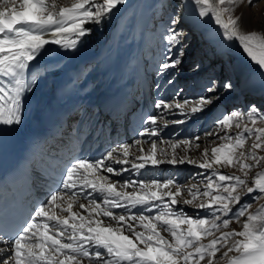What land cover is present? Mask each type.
<instances>
[{"label":"snow or ice","instance_id":"obj_1","mask_svg":"<svg viewBox=\"0 0 264 264\" xmlns=\"http://www.w3.org/2000/svg\"><path fill=\"white\" fill-rule=\"evenodd\" d=\"M191 3L199 18L213 20L223 37L237 42L264 72V30L244 29L243 13H236L243 4L254 7L253 0ZM125 4L126 0H71L70 4L59 0H0V131L4 126L22 124L24 94L36 82L34 78L26 82L25 73L47 50L46 45L76 49L80 38L91 32L86 25H100ZM178 4L186 6L185 0H178ZM187 35L178 8L162 24L163 52L156 71L169 85L174 83L172 70H180ZM192 71L199 72L200 64ZM161 87L157 83V89ZM232 90L230 79L220 84L210 78L202 94L191 100L180 97V92L169 100L160 97L154 104L157 114L144 119L139 135L157 137L158 122L164 127L183 124ZM175 112L184 119H164L165 113ZM258 122H264V112L255 103L244 111L222 114L214 121L215 130L204 137H214L212 144L221 142L210 149L205 146L200 159L175 154L181 146L200 148L196 142L199 136L171 142V157L163 150L157 156L156 140L140 139L134 142L136 146L151 143L147 153L142 147H137L138 154L132 153V145L120 143L98 158L75 157L46 199L19 224L8 246L0 247V264H219L221 260L224 264H264V206L255 212L249 211V202L235 207L245 195L257 193L253 201L264 198V171L257 172L251 184L247 179L250 169L264 163V155L258 154L264 152V127H257ZM233 127L239 131L232 133ZM249 139L253 142L245 150ZM163 163H187L211 175L201 181L202 191L196 184L185 187L174 178H143V170ZM237 165L243 178L220 171ZM124 173L141 178L124 179ZM178 204L203 210L204 215H189L176 208ZM233 220L241 223V230H226ZM204 238H209L207 243L202 242Z\"/></svg>","mask_w":264,"mask_h":264},{"label":"bare ground","instance_id":"obj_2","mask_svg":"<svg viewBox=\"0 0 264 264\" xmlns=\"http://www.w3.org/2000/svg\"><path fill=\"white\" fill-rule=\"evenodd\" d=\"M259 1L260 5H255ZM59 2L70 4L71 0H59ZM185 3L186 6L181 7L178 0H126L125 5L119 6V11H114L100 25H86L91 29V32L80 38L76 49H63L55 44L46 45L47 50L32 62L29 70L25 73L26 82H30L33 78L36 81L27 91L29 95L35 94L39 99L35 114L40 116L58 107L63 108L76 104L81 108V115L76 116V119H91L93 114L91 110L89 111L91 105L106 102L108 101L107 97L112 96L110 101L122 102L124 100L126 102L128 114L125 109L121 114L115 113V111L112 115L101 113V116L104 117L101 124L105 123L107 126L104 130L89 132L95 142L100 141L96 150L105 146L112 148L120 143H128L132 145L130 152L138 154L137 147H142L147 153L151 148V143L136 146L134 142L137 139L156 140L157 156L160 157L161 150H163L171 157L174 154L171 142L191 140L197 137L200 130H206L214 124V121L219 117L216 115L218 109L224 108L230 112L241 102V107L238 109L244 111L251 101L264 112V96L260 95L264 72L247 57L237 42L227 41L223 37L222 30L215 25L213 20L199 18L191 0H185ZM253 4L255 5L254 10L250 9L252 5L243 4L236 9V13H243L242 25L244 29L264 30V0H253ZM142 6H144L143 13L141 12ZM160 8L168 14L179 8L184 16V31L188 35L184 39L185 54L180 70H172L174 83L169 85L162 80L159 82L162 85L159 90L156 85V88L150 91L152 82L160 79L156 75V71L163 52V43L161 36L149 41L148 26L154 13H159ZM238 57L243 58L252 71L249 73L250 79L247 81L245 91L241 90L244 78L236 77L237 73L227 65L228 62L233 64ZM197 61L200 64V71L188 72ZM177 72H183V76L178 77ZM210 78H215L220 84L224 80L230 79L235 87L232 91L223 94L221 99L209 110L187 119L185 123H169L164 127L162 122H158L160 132L157 137H141L139 135L145 126L144 119L150 114H157L158 110L154 107L157 99L163 97L165 100H169L175 93L180 92V97H187L191 100L202 94L204 86ZM188 84L195 88L182 92L183 87ZM241 92H243L242 95H240ZM164 119L171 121L184 119V117L179 112H175L165 113ZM199 123H201L198 127L199 130L194 132L195 126ZM263 123L258 122L256 126L260 127V124ZM80 124L81 121L77 127ZM103 131L104 133H102ZM230 131L235 133L239 130L233 127ZM74 135L78 138L77 132ZM220 135H224V133H220ZM213 138L210 137V139ZM85 144L86 139L81 142L82 146ZM204 147L203 145V149ZM45 148L53 154L58 152L67 154L69 151L68 146L61 148L55 143H48ZM202 151L201 148L189 145L178 147L175 154L183 156L187 153L190 158L200 159ZM42 161L41 158L38 159L37 163L40 165L34 169L33 177L36 190H42L40 198L44 200L46 199L44 183L47 182V179L44 173L45 164L41 163ZM115 167H119V165ZM192 169L195 170L194 175L191 174L194 171ZM175 171L177 174H182L176 179L177 182L185 187L196 184L201 191L203 190L201 181L210 172L203 173L198 167L187 163L175 166L163 163L156 168L143 170V178L166 179L172 177V172ZM197 173H201V175H197ZM186 174H189V180L183 182L181 179H184ZM113 178L120 179V177ZM123 178L138 179L141 177L134 173H124ZM182 195L187 196V193H182ZM242 200H244V196ZM82 202L86 203L87 201ZM197 202H199V198ZM175 207L183 208L189 215L204 214L203 210L195 209L189 205L178 204ZM74 210L87 214L81 209ZM244 219L246 218H241V220ZM236 227L241 229V223L237 221ZM162 234L168 238L167 233ZM8 244L1 243L0 247H7ZM85 264H87L86 261Z\"/></svg>","mask_w":264,"mask_h":264},{"label":"rangeland","instance_id":"obj_3","mask_svg":"<svg viewBox=\"0 0 264 264\" xmlns=\"http://www.w3.org/2000/svg\"><path fill=\"white\" fill-rule=\"evenodd\" d=\"M255 5H260V1L259 2H256V4ZM143 8L141 9V12L143 13L144 12V6H142ZM254 8H255V6L253 7V6H250V9H253L254 10ZM168 13L165 11V10H163L162 8H160V12L159 13H157V12H155L154 13V17L151 19V22H150V25L148 26V39H149V41H152V40H154V39H156V37H158V36H161V31H162V24L166 21V19H167V17H168ZM202 31V30H201ZM200 31V32H201ZM203 32V31H202ZM159 39V38H158ZM197 63H199V61H197L196 62V64ZM204 65V64H203ZM228 68H230V69H233L234 70V72L235 73H237V76L236 77H239V78H241V79H243L244 78V81H243V86L241 87V90H244L245 91V89L247 88V81H249V79H250V72H252L251 71V69H250V67L248 66V64L246 63V61L242 58H237V60H235V62L233 63V64H231V63H229L228 62ZM193 68V67H192ZM192 68L190 69V71H188V72H193L192 71ZM177 75H178V77H182L183 76V72H177ZM233 80V79H232ZM160 81H162L161 79H159V80H155L154 82H152V84L150 85V90L151 91H153L154 90V88H156V85H157V83H159ZM225 81V80H224ZM223 81V82H224ZM232 82V81H231ZM221 84H223V83H221ZM233 84V88L235 87V84L234 83H232ZM193 89V88H195V87H192L190 84H188V85H186V86H184L183 87V89H182V92H184V91H189L190 89ZM260 90H262L261 92H260V95H262V96H264V82H262L261 83V88H260ZM225 94V93H224ZM243 94V92H241L240 93V95H242ZM256 94V93H255ZM253 101V100H252ZM249 103H251V101L249 102ZM241 107V102H240V104L239 105H236V107L235 108H233L234 110H236V109H238V108H240ZM247 109V108H246ZM245 109V110H246ZM229 112V110L228 109H224V108H221L220 110L218 109L217 111H216V115L217 116H221L222 114H226V113H228ZM200 124L201 123H199L197 126H195V129L193 130L194 132L195 131H197V130H199V128L198 127H200ZM260 127H264V123L263 124H260ZM215 130V125L214 124H212L209 128H207L206 130H200L199 132H198V135L197 136H199V137H201V140L200 141H198L197 143H199L200 145H201V149L203 150V145L204 146H208L209 147V149L211 148V147H213V146H217L221 141H216V143L215 144H212L210 141H212L213 139H210V137H208L207 139H205L204 137H205V133H207V132H209V131H214ZM193 133V132H192ZM210 140V141H209ZM207 141H209L208 143H207ZM253 141H252V139H249L248 141H246V144H245V150H247L249 147H250V145H251V143H252ZM212 145V146H211ZM200 148H198V149H200ZM202 153H203V151H202ZM198 154V153H197ZM196 154V155H197ZM258 154H260V155H264V152H259ZM209 155H210V151H209ZM248 163H253L252 161H247ZM194 169H192V171H193ZM220 171L222 172V173H224V174H229V175H239V176H241L242 178H243V172L240 170V168H239V166L237 165V166H235V167H232V166H229V167H226V168H221L220 169ZM260 171H264V163H262L260 166H257V167H253L252 169H250L249 170V175H248V177H247V179H248V181H249V183L251 184V181L253 180V178H254V176H255V174L257 173V172H260ZM191 174H195V170L191 173ZM171 175V174H170ZM179 175H181L182 176V174H177V172L175 171V172H172V177L170 176V178H174L175 180L179 177ZM208 175H211V172H209V174ZM163 177V176H162ZM158 179H162V178H159L158 177ZM183 182H187L188 180H189V174H186V177L183 179H181ZM254 195H257V193H255V194H249V195H245L244 196V200H241V202H240V204L239 205H236L235 207L236 208H238V207H240L243 203H245V202H249V203H251V208L249 209V211H256L258 208H260L261 206H264V198H262V199H259L258 201H253L252 200V196H254ZM235 210V209H234ZM188 214V213H187ZM204 215V214H203ZM236 222L237 221H235V220H233L231 223H230V225H229V228L228 229H226V230H237V231H239V230H241L239 227H236ZM217 235H219L218 233H217ZM208 239L209 238H204L203 239V243H207L208 242ZM235 253H231L230 255H234ZM220 255V253H217V256H219ZM201 264H204V261H201ZM219 264H224V262L221 260V261H219Z\"/></svg>","mask_w":264,"mask_h":264}]
</instances>
